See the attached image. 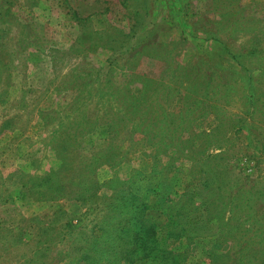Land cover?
Segmentation results:
<instances>
[{
	"label": "rangeland",
	"instance_id": "obj_1",
	"mask_svg": "<svg viewBox=\"0 0 264 264\" xmlns=\"http://www.w3.org/2000/svg\"><path fill=\"white\" fill-rule=\"evenodd\" d=\"M239 3L251 23L211 35L220 12L223 22L240 15L235 2L0 0V264H264V0ZM166 18L169 30L161 28ZM218 37L236 54L258 43L259 54L244 58L251 71L244 74L258 77L251 91L234 77L225 97L215 76L207 99L216 102L199 105L174 92L166 103L160 89L145 99L118 95L121 88L139 94L134 73L168 80L173 71L161 52L137 59L136 41L171 44L169 60L185 63L208 51L207 59L239 70ZM187 81L181 94L194 90ZM195 90L199 96L204 86ZM251 95L259 98L253 106ZM165 109L175 116L164 123ZM101 122L119 124L118 134L84 142L82 131ZM57 154L69 167L55 204L44 175L59 170ZM90 166L102 186L93 211L71 197L80 193L70 179ZM111 179L125 205L103 186ZM230 199L237 208L223 206ZM216 213L220 221L206 226ZM126 214L130 227L117 228ZM143 218L157 233L158 244L148 245L159 258L137 259L146 245ZM223 222L229 225L219 233ZM120 231L126 259L115 241ZM89 253L94 263L84 259Z\"/></svg>",
	"mask_w": 264,
	"mask_h": 264
},
{
	"label": "trees",
	"instance_id": "obj_2",
	"mask_svg": "<svg viewBox=\"0 0 264 264\" xmlns=\"http://www.w3.org/2000/svg\"><path fill=\"white\" fill-rule=\"evenodd\" d=\"M229 1V3H234L235 2V8L240 12V15H236L234 16V19L230 22L224 21V16L225 14H223L222 12H220V15L218 16L219 18L216 20H211V28L210 29V33L211 35H213V33H221L224 31L225 28H235L241 25H248L251 23V18L246 16L244 14V8L240 5L239 0H226ZM222 0H212L213 4H219L221 3ZM122 4V3H121ZM232 5L226 6V10L225 13L228 11V8L231 7ZM129 11V9H127ZM190 17L188 14L185 16V18ZM253 18V17H252ZM258 21V20H257ZM174 24L171 22V19L166 18L163 23L161 28L163 30H169L171 26H173ZM160 31V29L158 30V32ZM256 29H253L251 32H255ZM250 32V31H248ZM152 42L145 40L144 42L142 41H136V45L133 48L134 50L138 48V50L136 51L135 55L137 56V59H139L140 57H149V58H156V56H152V52L153 51H158L163 53L164 55H166L164 61L166 62L167 65H169L170 69H172L173 71L170 73V77L168 80H164V79H155V78H151L147 75H142V74H132V79L130 80V82H136L138 84V87L140 89L139 94H134L133 92H131L130 90H128L127 88H121V89H117V93L118 95H121L120 98L122 99H131V100H138V99H145L146 97H150L151 93H155L157 92L159 89L164 91V95L162 96V98H164V102H168V99L174 92L176 93V95L178 96H182L184 98H187L189 96H194L195 101L200 105L203 102H209V101H217L213 100L211 98L207 99L210 95H214V89H219V88H223L224 90V94L225 97L230 95L231 90L233 89L232 85L230 84V81L234 79L235 77V83H241L243 82V86H246L247 90L250 89H254V83L257 81L258 77L257 76H252V75H246L244 73L246 72H251L246 68V65L244 64V58H246V55L248 56H255L256 54H259V49L257 44H250V46L248 47H241V53H234L233 50L230 48L229 44H228V40H224L222 37H218L216 40L220 42V44L223 46L224 51H226L228 53V55H230L235 62L238 64V66L240 67L239 70H233V69H228L225 68L224 65L221 62H217L216 60L212 59H207V53L208 51H206V53L199 55L196 57V59L193 62H187L185 63L184 61L179 59H170V52L168 51V46L171 44H166V43H159L156 40L150 39ZM183 42H187V38L183 37ZM254 40H257L256 38ZM257 42V41H256ZM173 46H175V43L172 44ZM102 47H107V45H102ZM244 53V54H243ZM134 55V56H135ZM173 64H176L175 67H172ZM176 72V74H175ZM222 73H225L224 78L221 77ZM236 75L238 77H236ZM215 76H219L220 78V82L214 86V89L212 91L209 92V90H211V88L213 87V84H215L216 82V78ZM264 76V75H263ZM178 77V79H176ZM188 77L190 78L189 81V85L188 87L192 88V84H194V90H192L190 93L188 92V90H185L184 94H181V92H179L180 90H178L179 88L183 87L185 85V82L187 81ZM173 78V80H172ZM185 78V79H183ZM177 80V81H176ZM187 81V82H188ZM200 81V83H199ZM191 85V86H190ZM197 85L204 86V91L201 95L198 96L197 93H195L197 90H195L197 88ZM167 90V91H165ZM130 95V96H129ZM259 100L253 99V96L251 95L248 98L249 104L250 106L255 105V103H257V101ZM162 102V103H164ZM227 107L225 104H221L220 107ZM213 107L215 108L216 105L213 104ZM216 109V108H215ZM220 109V108H219ZM222 110V109H220ZM250 113V112H249ZM180 115V114H179ZM178 115V116H179ZM253 115V114H252ZM175 113H173L172 111H169L168 109H165L163 111V117H162V121L165 123L167 121L168 118H174ZM181 122L183 120V118H180ZM119 124H112V123H108V122H101V123H94L92 124L87 131L85 130H81L83 132L84 135V142H88L90 139L92 138H98V139H108V138H114L115 135H117V127ZM183 125V122L177 126V128H175V131H178V129L181 130L180 133V137H178L179 139L182 136V132L184 131L183 128L181 127ZM147 128H145V135H147ZM240 129V128H238ZM185 133V132H184ZM89 139V140H88ZM69 140H76V137H69ZM58 155V154H57ZM205 158V157H204ZM58 161H62L63 164V168H62V164L59 168V170L57 169L56 171H54L53 169H50L49 172H47L44 175V178L46 179V182L44 183L49 184L50 187H47V189L49 191L52 192V196H51V201L53 203H57L56 199H59V196L57 194H55V190L54 188L58 186L59 182H60V175H62L63 172H65L67 170L66 166L69 167V164L66 165L64 164L65 162L63 161V158H61L60 155L57 156ZM71 168V166H70ZM187 171H192L191 166H188V168H186ZM92 168L87 167L86 172L83 176L79 177V174L75 177H73L72 179H70L71 181H74V189H76L77 192L80 193L79 196H76L74 194H71V197H74L76 199H78L81 202H84L86 204H90L89 210L93 211V199L94 197H96V195L94 194V190H96V187H102V186H98V183L95 181V179L92 178L91 174H92ZM80 178H83L82 181H80L79 183H76L78 180H80ZM85 184V186H83V184ZM116 181L115 180H108L107 182L104 183V187L107 188V190H109L110 192H112V195L110 196L111 199H116V200H120V203L125 205L123 196H120L117 193V186H115ZM91 192L92 194H88ZM121 197L119 199V197ZM231 201L227 200L226 204L224 205H232V208L235 209L237 208V205L234 204V200L230 199ZM249 201V200H248ZM196 202V201H195ZM225 203V202H224ZM236 203V202H235ZM197 204V206H199V203H194ZM132 206V205H131ZM141 207V205H139ZM209 207V206H208ZM116 208V207H115ZM107 209H111V208H107ZM127 209V207H126ZM230 210V211H231ZM122 212V211H121ZM255 215V214H254ZM219 214H214L211 218V220L208 218L206 221V226L211 225L212 224H217L220 221L219 218ZM238 220L239 218H237V216L231 218V221L233 220ZM117 222V228H121V229H125V228H129L130 227V223H131V219L129 218V214L123 216V218L120 219H116ZM147 220H145L144 218L140 220V225L141 227H144L145 230V239L143 241V244H146L144 247H142L141 252L138 254L139 258L137 257V259L139 260H143L147 257H150L151 254L154 255V258H159L158 257V247H151V244L148 245L149 243H152L151 241H149L150 239H153V243L152 244H158L157 241V233L155 232V230L148 225ZM106 224V223H104ZM112 225V224H111ZM229 224L226 222H223L222 226H219L220 230L219 233H221ZM98 227V230L102 233H109L108 232V228L104 227V226H96ZM115 228L114 231H118V229ZM236 228V227H235ZM111 234V233H109ZM117 237L116 240L117 241V248L119 249V255L121 256V258H125L127 255V240L124 239V237L121 235V231L119 233H116ZM130 240V239H129ZM245 242V241H244ZM248 243V242H245ZM156 252V253H155ZM85 258L89 261H91V263H94V261H96L95 256H92V254H84L83 255ZM216 257V256H215ZM126 259V258H125ZM86 260V261H87ZM216 263V259L213 258L211 262H203L202 264H215Z\"/></svg>",
	"mask_w": 264,
	"mask_h": 264
}]
</instances>
